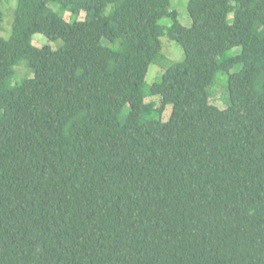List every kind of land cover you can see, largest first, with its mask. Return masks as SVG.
I'll return each mask as SVG.
<instances>
[{
    "label": "trees",
    "instance_id": "trees-1",
    "mask_svg": "<svg viewBox=\"0 0 264 264\" xmlns=\"http://www.w3.org/2000/svg\"><path fill=\"white\" fill-rule=\"evenodd\" d=\"M170 1L16 0L0 36V264H264V0H188L189 26ZM162 36L183 57L149 84ZM17 64L32 75L11 83Z\"/></svg>",
    "mask_w": 264,
    "mask_h": 264
},
{
    "label": "rangeland",
    "instance_id": "rangeland-1",
    "mask_svg": "<svg viewBox=\"0 0 264 264\" xmlns=\"http://www.w3.org/2000/svg\"><path fill=\"white\" fill-rule=\"evenodd\" d=\"M188 0H171L170 7L174 8L178 11V20L184 26H189L191 23L190 15L186 9ZM16 0H2L0 9L2 12V21L0 22V36L3 38H8L11 31V23L13 10L15 8ZM63 17L68 20V14L65 13ZM80 19L84 18V14L79 16ZM161 23L168 24L170 23L169 18L164 17L161 20ZM162 47L160 53L157 57V61L155 63H151L148 67L147 73L145 75V82L151 84L153 81L159 78L162 74L165 66V61H176L183 57V50L181 46L173 40H169L166 36H162L161 38ZM32 43L35 46H42L44 44H49L51 48H57L61 45V40L51 41L48 40L41 33H35L32 35ZM108 44V43H107ZM240 51V47H235L231 50L232 54H236ZM14 76L12 77L11 83L18 82L21 78L30 77L32 74L28 71V69L22 65L17 64L14 66ZM15 81V82H14ZM208 91L210 93L209 102L211 104L216 105L219 109H222L226 106L225 100L227 101V77L222 72L218 71L212 83L208 86ZM225 92V94L223 93ZM225 96V98H224ZM144 102L150 103L152 102L156 108H159L161 105V98L158 95L146 96L144 97ZM128 110V106H126L122 112L119 114L118 118L120 120L124 119L125 113ZM171 112V105L168 104L165 106L163 113L161 115L162 120H167L169 118ZM150 116L148 115V118Z\"/></svg>",
    "mask_w": 264,
    "mask_h": 264
}]
</instances>
